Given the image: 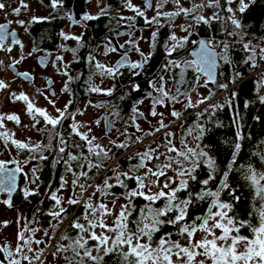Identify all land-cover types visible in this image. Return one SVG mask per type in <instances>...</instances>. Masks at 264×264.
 Masks as SVG:
<instances>
[{
    "label": "snow or ice",
    "instance_id": "6c2138e0",
    "mask_svg": "<svg viewBox=\"0 0 264 264\" xmlns=\"http://www.w3.org/2000/svg\"><path fill=\"white\" fill-rule=\"evenodd\" d=\"M168 0H158L156 6V15L151 19L145 15V10L151 7L150 0H146L145 10H141L139 7L133 6L131 0H125L126 6L129 10L135 13L133 17H120V19H127L130 22H134L136 17H143L146 25H156V30L151 33L150 48L155 49L159 28L163 27L160 24V18H167L170 22L177 16L183 14L185 17L191 16L197 23L210 24L213 20L223 19L218 12H214L212 16L205 17L200 14V10L204 7L220 8V0H201V3H194L191 8H184L180 4V0H173L176 5V11L163 12V6ZM235 0H226L228 5H231ZM251 2V0H249ZM61 3V0H51V7L57 8ZM249 3L246 0H239L237 10L240 13H244L248 8ZM28 6L21 2L19 7L13 9L14 14L19 15L21 9H26ZM6 5L0 3V10H4ZM227 12L232 13L228 20L235 29L240 30L243 25L239 19L235 17V10L232 7L225 9ZM107 9L102 8L100 15H106ZM98 16L85 15L84 20L98 19ZM46 18L33 17L32 22H40V20ZM20 25H24V21H18ZM134 27V23L129 25ZM5 25H0V41L4 37ZM181 30L188 33L190 36L192 33L190 28L192 25L187 27L180 26ZM129 36V40L125 43L135 50L140 55V60L137 62H130L126 56L122 57L116 65L108 67L100 62L95 63V67L99 70L101 75H108L113 79L117 75L121 74V68L127 67L133 76L141 75L142 70L149 63L152 58V52L145 54L139 47V40L144 39H133L132 33H125ZM15 36V33H12ZM229 36H239L240 39L237 41L242 44L243 51L247 54L243 63L249 65L251 69H257L260 67V62H264V47L260 45H253L251 41H244V34L241 32H230ZM64 40L72 39L77 42L80 41V37L68 36L61 33ZM188 36L177 37L173 32L169 35L167 41L164 43V49L166 58L171 57L174 52L182 49L185 44L189 42ZM19 43V41H15ZM199 44L198 52L195 53L197 60H167V63L163 66V71H169L172 69H180V79L175 78V74L172 77V83L174 89L167 88L168 81L165 80L164 75H160V83L157 85L154 79L149 80L150 92L146 96L135 102V106L132 108L133 116L131 117L133 125L136 127L137 132L143 130L136 124L137 119H146L144 113L139 111V105L144 103V99L151 101V110L149 115L156 117L159 115L161 119L158 121V127L153 132L144 133L145 136L152 135L160 132L162 129L168 127L163 121V113L156 111L157 106H166V102L169 104L183 103L185 111L189 108H197L201 104H205L211 99L214 94L210 91V95L197 101H193L190 92L186 90L185 86L187 81L184 79V73L188 68H193L194 71L204 73L208 77L213 76V69L216 67L217 58L222 59L225 64H231L232 61L228 55V49L230 45L226 42L223 43V50L220 53L215 52V48L218 46L214 40L209 41H198L194 42ZM22 47V45H21ZM123 48L124 45H121ZM68 51L69 49H65ZM11 51V49H9ZM75 55L76 49H71ZM110 51L115 52L116 49L113 47ZM105 55L108 54L106 51ZM61 57H57V60H61ZM94 60V57H89V62ZM14 63H19L15 61ZM43 64L44 61L42 60ZM68 76L69 82L73 77L68 75V72L63 73ZM25 79H30L28 73H22ZM199 79V77H197ZM242 79V73L235 71L233 78L230 83H235L237 80ZM208 80L205 81L203 86H207ZM212 82H215L214 80ZM188 87L194 90V86L189 85ZM218 88L227 89L228 84H218ZM8 88V85L3 81H0V90ZM65 91L68 90V84H65ZM88 92L102 93L104 95L111 96L113 88L101 89L100 87L91 84L89 80ZM131 90L137 92L140 90L138 84H132ZM261 90H264V72H260L258 79L256 80V91L261 104H264V95H260ZM237 93H231V98L234 99ZM16 100L24 101L27 105V112L31 115L33 112L38 113L39 116L43 117L46 125H51V129L55 130L58 125L62 124L63 120L69 116L72 117L73 123L70 126L72 134L78 136L81 141L84 142L87 148L88 156H85L81 152L80 156L68 154V159L64 160L66 172H72L74 179L72 180V186L75 190L77 187L80 189L78 194H74L68 198L66 204L68 206L82 205L84 213L82 217H76L70 222L69 227L76 230L77 234L73 238L68 235L67 232L62 234L59 239L61 241L67 240V245L57 243L55 245V252L52 255L55 257L58 253L72 252V257L65 256L68 260V264H107L106 258L116 257V264H264V172L257 171L251 164L240 166L241 174L246 182L254 189V199H259L260 206L256 210L258 215V222L256 224L251 223L250 220H243L235 214V206L233 201L239 202L240 197L235 194V189L229 183V174L236 169L234 165L236 163V156L239 154L241 144L236 142L234 144L235 151L232 155V160L227 165V170L223 172L218 185L213 191L209 185L215 181L218 167L216 159L207 150L208 146H202L201 141L208 131L203 124L199 123L202 117L206 113L214 114L216 110L221 109L224 105L221 104H210L204 109L203 112L196 114L197 123L187 129V134L192 136L194 141H197L195 147H189L188 144L181 140L182 149L175 146L172 140L173 134L166 132V140L163 145H158L157 148H152L150 145L145 148L143 152H137L134 156L129 157V160L136 159L139 162L130 165L128 171H121L120 165L117 164L116 168L111 169L113 175L105 176L103 183L99 185H86L79 183L81 177L89 179V172L93 169L100 171L104 169V162L112 159L110 156V149H105L102 145L95 143L97 137L89 136L91 129L88 132H81L79 129L82 125L75 122V113L68 112V106L72 103L69 101L68 105H65L64 109H57L58 116L51 117L45 110L35 108L34 105L29 102V98L21 93L20 95L13 94ZM183 98V99H182ZM53 103L52 101H49ZM245 108L248 107V102H245ZM79 111V110H78ZM83 114V113H81ZM171 116L176 119L182 118V113L173 109ZM7 119L9 121H15L17 124L20 123L19 118L16 115H0V129L4 128L3 121ZM234 122L237 124L239 129L240 117L236 113ZM35 127V124L32 125ZM217 122V127H220ZM107 127V126H106ZM127 136V131L122 133ZM237 141L241 139L239 130L237 131ZM49 145L42 146L36 144L30 147L28 144L20 142L18 140L11 139V135L8 132H0V139L5 142L11 140L12 145L18 149L28 148L30 151H36L43 149L44 151H53L51 141L58 138L59 147L55 149L58 153V158L54 161L55 164L61 162L62 154L65 153L67 142L64 140L61 133L58 131H50L49 133ZM131 139V137H129ZM143 140L142 136L135 138V143H141ZM116 148H127L129 144L117 143L116 141H110ZM165 148L164 153L159 152V147ZM73 147H82L79 144H74ZM174 154V155H171ZM260 159L264 161V153H258ZM92 156L96 157V161L91 159ZM163 156V159L161 157ZM34 159L36 157H33ZM47 156L43 155V152L39 155V160H46ZM82 161L80 163L81 169L87 164L88 171H81L76 173L73 171L70 162L71 161ZM152 161L156 163L152 164V167H148V164ZM204 166L207 171V178L199 181L201 189L198 192H193L190 188V182L197 180V171ZM107 171V169H104ZM143 170V174H138ZM21 169L18 167L15 172H9L6 169L4 162H0V173L4 174L0 176V192H7L11 196L15 190V173L20 172ZM39 169L34 168L32 170V179L30 184L35 185V188L23 189V196L25 200H28L30 196L39 195V184L36 183L40 178L37 175ZM172 171L174 177H168L167 172ZM151 177L152 179H149ZM161 177L166 179L161 183ZM115 179L116 183L112 184L110 181ZM134 180L135 187L130 188L127 181ZM67 181L61 177L60 187L56 191L51 193H45L47 198L54 201L53 207L43 215L50 217L49 225L53 234L64 223L67 219L69 207H65L63 197L58 193L66 186ZM175 184V187L172 185ZM114 187H120L124 189L121 194L123 199L127 203L120 205L118 213H114L112 208L103 202L93 203L92 197L97 193L103 195H113L111 192ZM155 187L157 190L152 191ZM89 188H93L90 195L85 197V193ZM167 190V191H165ZM186 192V198L181 199L179 197L180 192ZM226 194L230 197L229 200H223L222 195ZM120 197H116L119 199ZM136 198L143 199L146 203L139 209V215L136 219H131L133 212L136 211V206L133 201ZM163 200L164 206L160 208L153 207L157 201ZM208 201L209 206L203 216H197L191 222H188V210L189 207L196 201ZM3 204L9 208L14 207L11 200L5 199L2 201ZM43 203V200L41 201ZM115 201H113V207ZM215 209V211H214ZM41 209L38 207L36 213H40ZM174 214V215H173ZM251 215V214H250ZM114 217L112 224L107 223V217ZM21 219H24L23 228L17 233L16 246L13 249L11 245L5 242L0 246V253L3 254V259L0 260V264H45L42 259L44 256V249H40L39 245L45 244L44 240H34L37 231L41 229L29 227L32 223H39L34 213L33 220H27L23 214L18 216L17 223L19 224ZM83 219L84 223L79 222ZM8 221L0 222V226L7 227ZM134 225V227H133ZM164 225H170L177 228V235L181 237V240H173L172 233L166 232L159 237L154 239L157 233L161 231ZM247 228L250 235H242L241 229ZM99 229V232H97ZM217 230L219 234H217ZM44 236L48 239H54L53 236H49V230L43 229ZM201 233L200 239H195L197 233ZM27 233H31L28 235ZM87 234L86 236L84 234ZM90 241H94L95 244H89ZM35 244L36 249L32 247ZM47 247V245H45ZM31 253V255H29ZM202 257V259H198ZM175 258V259H173Z\"/></svg>",
    "mask_w": 264,
    "mask_h": 264
},
{
    "label": "flooded vegetation",
    "instance_id": "af4514ba",
    "mask_svg": "<svg viewBox=\"0 0 264 264\" xmlns=\"http://www.w3.org/2000/svg\"><path fill=\"white\" fill-rule=\"evenodd\" d=\"M196 1L201 3V0ZM21 2L28 7L26 9L22 8L20 14L16 15L13 9L19 7ZM0 3L6 5L4 10H0V25L6 26L3 40L0 41V81L8 85V88L0 90V115H16L11 111L10 101L5 97L11 87H15L19 91L18 95L23 93L29 98V102L35 108L45 110L54 118L58 116L59 101L63 107L68 105L69 101H72L68 106L69 113L80 112L81 109L84 111L91 106L97 107L93 108L94 114H97L95 123L102 129V137L106 140L116 141L117 143L127 142L129 146L138 145V143L134 142L138 136H142L144 140L163 141L158 133L152 138H150V135H144V133L150 132L149 112L152 106L151 101L144 99V103L139 105V111L144 113L146 119L136 120V124L140 122L147 123L148 128L145 132L139 133L136 131L131 119L133 116L132 108L135 106L136 101L143 99L151 91L149 88V80L151 79H154L159 85V77L164 75L165 80L168 81L167 88L174 89L172 77L175 74V78L179 80L180 69L163 71V66L167 63V60L171 59L193 60L191 52L196 50L198 46V43H194V39L191 44H185L182 49L174 52L171 57L166 58L164 43L173 29H170V25L161 27L158 32L156 47L151 49V33L156 30V27L154 25H146L143 17H136L134 22L120 19V17L135 16V13L126 6L125 0H61L60 5L55 9L51 7V0H0ZM145 3L146 0H131V4L141 10H145ZM150 4L151 7L145 10V15L149 19L152 13V0H150ZM102 8L107 9L106 15H100ZM85 15L98 16L99 18L84 20L83 17ZM33 17L46 19H42L40 22H32ZM188 18L191 19L189 20V25L193 26L190 28L192 32L200 25H195L191 16L184 17V20L188 21ZM18 21H24V25H20ZM132 23H134V27L129 26ZM165 30L166 33H163ZM62 32L68 36H76L81 39L79 42L72 39L64 40L61 36ZM128 32L132 33L133 39L144 38L139 40V47L145 54L152 52L151 60L142 70L141 75L138 76H133L127 67L121 68V74L117 75L115 79L108 75H101L95 67L96 62L112 67L124 56L130 62L140 60L139 53L125 43L129 40V36L125 34ZM12 33H15V36ZM17 40L19 43L15 42ZM121 45H124V47L122 48ZM113 47L116 49L115 52L110 51ZM65 49L69 50L66 51ZM71 49H76L75 55ZM217 50L215 48L218 53ZM106 51L108 52L107 55L104 54ZM90 56H94V60L91 62H89ZM57 57L62 59L57 60ZM42 60L44 61L43 64L41 63ZM15 61H19V63H14ZM219 68L220 60L218 75ZM64 72H68V75L73 77L70 82L68 76L63 74ZM22 73H28L30 79H25L22 75H19ZM95 73L101 79L97 83L98 87L101 89H114L111 96L88 92L89 80L91 75ZM60 76L64 78H60ZM184 79L187 81L186 90L190 92L192 100L194 102L197 101L200 96L202 81H206V78L200 72L194 71L193 68H188L184 73ZM66 83L68 84L67 91L64 90ZM215 83H210L211 85L213 84L212 86H209L208 83L204 87L207 88L209 86L210 89H213ZM132 84H138L140 90L133 92L131 90ZM189 85L194 86V90L188 87ZM92 95L95 97L90 99ZM19 102L22 112L24 109L25 117L31 120L32 129L40 131V134L42 131L44 134L52 130L51 125H46L43 117L39 116L38 113L28 114L26 102L20 100ZM183 111H185V108ZM185 117L186 115L182 119ZM72 120L71 116H69L63 121L68 122L71 126ZM3 124L4 128L0 129V132L6 131L11 135V139L21 140L20 136L13 131L15 128L22 126V123L17 124L15 121L5 119ZM33 124H35V127L32 126ZM174 124L176 123L174 122L172 125ZM168 127L163 130L166 131ZM125 131H127V136L122 135ZM76 139L80 138L76 136ZM38 142L42 146L49 145V140L44 141L42 134L36 143ZM24 153L21 149L12 145L11 140L5 142L0 139V162H4L6 168L19 167L21 169L19 172L18 190L9 197L14 207L9 208L2 203L3 200L8 199L7 194L2 193L0 195V216L8 215V219L13 215L12 212L17 210H21L25 214L26 211L23 208L27 204L29 206L35 204L36 201H32L39 197L45 183L42 181L45 167H39L40 173L37 175L40 179L36 183L39 184L40 194L30 196L28 200L24 199L22 190L26 188V184H30L32 170L36 164L29 158L21 160ZM44 155L48 156L49 151ZM32 186L35 188V185ZM45 197L47 196L45 195L43 199ZM48 226L49 222L47 227H41V229H49ZM5 242L9 243L14 249L17 241L11 242L8 238H0V246ZM40 246L44 247V244ZM35 247L37 248L36 245ZM2 259L3 254L0 253V260Z\"/></svg>",
    "mask_w": 264,
    "mask_h": 264
},
{
    "label": "trees",
    "instance_id": "16d2710c",
    "mask_svg": "<svg viewBox=\"0 0 264 264\" xmlns=\"http://www.w3.org/2000/svg\"><path fill=\"white\" fill-rule=\"evenodd\" d=\"M220 5L221 7L218 13L223 19L213 20L210 24L201 23L200 26L197 29H194L191 32L192 34L190 35L191 39H194L196 42L200 40H214L216 43H220L221 41L220 44H223L222 42H224L226 38L230 37L232 40V44L234 43L231 49L228 50V55L232 63L225 64L223 61L220 63L219 75L214 85L215 88L218 84H228V88H218V90L211 96V99L208 101V103L203 106L201 108V111L199 112H203L204 109L210 104H221L224 105V107L216 110L214 114L206 113L199 121V123L203 124L204 127L208 129L203 139L199 141V143L202 146H208L207 150L217 161L218 171L216 179L209 185V187L213 191L218 185L223 172L227 170L228 163L232 160V155L235 151L234 144L236 142H239L241 144L239 154L236 156V163L233 166L236 170L229 174V183L235 189V194L240 197L238 203L233 201L235 206V214L243 220H250L251 223L256 224L258 222V215L256 210L260 206V201L258 198L254 199V189L249 185L248 182L244 180L239 169L241 165L247 166L251 164L257 171L264 172V161H262L260 159V156L258 155V153H264V104L260 103L256 91V80L258 79L259 73L264 72V62L258 61L260 67H258L257 69H251L249 65L244 64L243 61L247 54L243 51L242 44L237 42L240 37L229 36L228 33L233 31L241 32L242 34H244L245 42L251 41L253 45L258 44L264 47V0H253L249 4L245 12L240 13L237 18L243 25V28L240 30L235 29L231 24V21L227 19V17H229L231 13L225 10L226 0H222V2H220ZM163 33H166V30L163 31ZM235 71H239L242 73V79L237 80L233 84L230 83V81L232 80ZM208 85L212 86L213 84L211 85L209 83ZM233 92L237 93L234 99L231 98V93ZM259 94L264 95V90H261ZM245 102H248L247 108H245L244 106ZM189 113L190 112H187L185 114L186 117L189 116ZM236 113H238L240 117L239 129L237 128V124L234 122ZM217 122H219L222 126L217 127ZM195 123H197L196 116H193L189 120V123H186L185 126H182V129L179 130L178 134L180 136L187 137V129ZM238 130L241 135V139L239 141H237L236 136ZM50 131H58L67 142V147L65 149V153L63 154V158L67 156L68 150L71 149L74 144H79L77 143L76 136L71 133L72 131L68 122L63 121L62 124L58 125L55 130ZM50 131L48 133L45 132L44 134L43 131L41 132L44 137V141L49 140ZM56 144L57 139H53V142L51 143L53 149L52 153L55 152ZM158 144H164V142L160 141ZM193 144L195 147L196 143ZM81 146L82 147L80 148L84 150V145L82 144ZM124 151L125 148L124 150H122L121 148L117 149L116 151L114 150V155H111L112 159H110V161L116 160V163H118L122 169H129L130 165L136 164L139 161L136 159L130 161L128 158H120L122 157L121 153ZM41 167H45L44 173L42 175V181L43 183H45L39 197L32 201H36L32 208L37 209L39 207L41 209L40 213H36L35 210L36 219L39 221L40 227L45 228L47 227L48 222L51 218L43 215V213L47 212L50 200L47 197L43 199V197L45 196L46 192L48 193L50 191L49 193H51L59 184L65 168L64 163L54 164L51 157H49V159L41 161ZM207 174V169L202 165L196 173L197 180L190 182V188L193 192L200 191L201 184L199 183V181L206 179ZM111 192L117 195H121L124 192V189L120 187H114L111 189ZM178 195L181 199H183L186 198L187 193L182 191ZM222 199L227 201L230 199V197H228L226 194H223ZM42 200L43 203H41ZM133 203L136 206V211L133 212L131 219L134 220L139 215V209L143 207L146 202L141 198H136ZM163 206V200L157 201V203L153 205V207L156 208H160ZM208 206L209 202L207 200L196 201L195 203H193L188 210V222H191L197 216H203ZM68 207V222L66 223V221H64V223L61 224L63 227L62 234L67 232L68 235L74 238L77 232L76 230L71 229L69 225L73 219L81 216L82 209L78 210V206ZM27 218L29 219L30 217ZM166 232H171L173 234V240H181V237L177 235V228L170 225H164L161 228V231L156 234L154 239L158 240L159 237ZM241 234L250 235V232L247 228H245L241 229ZM89 244L91 246L94 245L95 242L90 241ZM72 255L73 254L71 251L63 253L64 258L65 256L71 258ZM106 260L107 264H116L115 256L106 258Z\"/></svg>",
    "mask_w": 264,
    "mask_h": 264
},
{
    "label": "rangeland",
    "instance_id": "374dc122",
    "mask_svg": "<svg viewBox=\"0 0 264 264\" xmlns=\"http://www.w3.org/2000/svg\"><path fill=\"white\" fill-rule=\"evenodd\" d=\"M253 0H251L252 2ZM249 2V0H246V3H251ZM157 3H158V0H152V13L150 15V19L152 18V15L155 16L156 15V6H157ZM194 3H198L196 0H180V4L184 7V8H191L193 6ZM238 4H239V0H235V2L231 5H228L226 3V8L227 7H232L234 10H235V17L238 18V16L240 15V12L237 10V7H238ZM176 5L175 3L173 2V0H168L167 3L164 4L163 6V9L162 11L163 12H173V11H176ZM220 11V8H214V7H204L203 9L200 10V14H202L203 16L205 17H210L213 15L214 12H219ZM232 15V13H231ZM184 15L181 14L177 17H175L171 22L167 19V18H164V17H161L160 18V24L163 25V26H167V25H170V29L172 30V33L174 32L177 37H184V36H188V33L187 32H184L181 30V27L180 26H189V20H191L190 18H188L186 20H184ZM192 22L195 24V25H200L201 23H197L196 21H194L192 19ZM154 27H156V25H154ZM161 28V27H160ZM159 28V29H160ZM230 29H231V26H230ZM234 32V31H233ZM230 33V32H229ZM188 40H189V44H191V41L193 39H191L190 36H188ZM195 41V40H194ZM196 42V41H195ZM226 43H228L230 45L229 49H231V47L234 45V43L232 44V40L230 37L226 38L225 41ZM221 43V41H220ZM220 43H217V51L218 53L222 52L223 50V44H220ZM94 57V56H92ZM97 60H99L97 57H96ZM220 60V63L223 61L222 59H219ZM60 78H64V77H61ZM100 77L97 75V73L95 74H92L91 75V79H90V82L91 84H94L96 86L97 83H99L100 81ZM205 84V81H202V87H201V90H200V96L198 99H201V98H204V97H207L210 95V91L212 93H215L217 90H218V87L216 88H213V89H210L209 87H204L203 85ZM213 90V91H212ZM18 89L15 88V87H11V89L9 90V92H7V94L5 95L6 99H8L10 101V105H11V111L16 114V116L19 118V121L20 123H22V126L18 127V128H15L14 129V133H17L23 143H26L28 144L30 147H33L36 145V144H39L36 143L37 140L40 138L41 134H40V131H37V130H34L31 128V120L29 118H26L25 115H24V109H23V112H22V107H21V104L19 102V100H16L15 97L13 96V94L17 95L18 96ZM95 96L92 95L90 96V99H93ZM95 100H97V98H95ZM65 102V101H64ZM59 105H58V109H61L63 110L64 107L62 105V103L59 101L58 102ZM66 103V102H65ZM208 103V101L205 103V104H201L199 105V107L197 108H189L188 111H183L184 110V106L182 103H175V104H169L166 102V106H157L156 108V111L158 113H163V121L166 125H171L170 127H168V129H166V131H164L163 129L158 132V134L161 136V139H163V142H165L166 140V136H165V133L166 132H171L173 134L172 136V140H173V143L175 144V146L179 149H182V145H181V140H184L189 147H194V144L193 143H197V141H194L192 136H189L187 134V137L185 136H180L178 134L179 130L182 129V126L186 123H189V120L193 117V116H196L195 114L199 111H201V108L203 106H205L206 104ZM93 108H97V107H93L91 106L90 108H87L85 109L84 111H81L80 112H76L75 114V122L79 123L80 125H82L80 127V131L81 132H88V129L90 128L91 129V132L89 133V136H95L97 137V140L95 141V143H98L100 145H102L105 149H110V156L114 155V150L116 151L117 149L119 148H116L112 143H110L109 140H106L105 138L102 137V129L100 128V126H98L96 123H95V118L97 117V114H94L93 112ZM175 109L176 111H179L182 113V117H184V115L187 113V112H190L187 116L188 117H185L184 119H176L174 117L171 116V111ZM196 109V110H194ZM83 113V114H81ZM147 113V112H146ZM72 118V117H71ZM161 119V117L159 115H157L156 117H152L150 116V132H153L152 129H155L156 127H158V121ZM74 121L72 120V123ZM176 123L174 125H172L173 123ZM139 127L143 130L142 132H145L146 129L148 128V125L147 123H142L140 122L139 124ZM158 125V126H157ZM154 127V128H152ZM142 132H139V133H142ZM72 133V132H71ZM157 133H155L156 135ZM154 135V136H155ZM164 136V138H163ZM23 137H24V140H23ZM153 136L150 135V138H152ZM160 141H149L148 139L147 140H142L141 143H138L133 145V146H129L127 148H125V151L121 153V156L120 158H128L129 157H132L134 156L137 152H143L145 150V148H147L149 145L152 147V148H157L158 145H163V144H158ZM77 143H79V145H84V150H82L80 147H72L71 149L68 150L67 152V156H65L63 158V154H62V159H61V162L60 163H63L64 160H67L68 159V154L71 153L73 155H76V156H80L81 155V152H83V154L85 156H88V152H87V148H86V145L84 144L83 141H81L80 139H77ZM81 143V144H80ZM59 147V143L57 141V144H56V149ZM66 149V148H65ZM122 150H124V148H121ZM21 151L25 152L23 154V156L21 157V160H24L25 158H29L31 160H33L36 164L34 166V168H39L41 167V163H40V160H39V155L41 154V152H43V155L44 154H47V151H44L43 149H39V150H36V151H30L28 148H25V149H21ZM159 152L160 153H164L165 152V148L163 146L159 147ZM171 155H174V154H171ZM38 156V158H37ZM33 157H36L35 159ZM47 157H51L53 163L54 161L58 158V153L55 151L54 153H52V151H49V155ZM119 158V159H120ZM91 159L93 161H96V157L95 156H92ZM161 159H163V156L161 157ZM82 161H71L70 164H71V167L73 169L74 172L76 173H79L81 171H88L87 169V164L85 163V167L83 169H81L80 167V163ZM153 163H156V161H152L151 163L148 164V167H152V164ZM55 164V163H54ZM118 163H116V160L114 161H110V160H107L104 162V169H107V171H105L104 169L100 170V171H97L95 169H93V172H89V179H85L83 177L80 178L79 180V183L81 184H90V185H99V184H102L103 183V180L105 178V176H112L113 173L111 171V169L113 168H116ZM64 168H65V164H64ZM120 170L121 171H128V169H125V168H121L120 167ZM37 174H39V171L37 172ZM138 174H143V170H141L140 173ZM167 176L168 177H174V173L172 171H168L167 172ZM62 177L67 181V184L66 186L58 193V195L62 196L63 197V200L65 201L64 203V206L65 207H68V205L66 204V201L68 198L72 197L74 194H78L80 192V189L77 187L75 190L73 189V186H72V180L74 179L73 177V174L72 172H66V170H64V173L62 175ZM149 179H152L151 177H149ZM166 178L165 177H161V183L165 180ZM60 183H61V179H60V182L59 184L54 188L53 191H56L59 187H60ZM110 183L112 184H115L116 181L115 179H112L110 181ZM127 184L129 185L130 188H134L136 185H135V181L134 180H129L127 181ZM176 185L173 184L172 187H175ZM26 188H34L31 184H26ZM157 189L155 187L152 188V191H156ZM93 191V188H89L88 191L85 193V197H87L88 195H90ZM167 191V190H165ZM116 197H120L119 199H116ZM113 201H115V206L113 207ZM92 202L93 203H99V202H103L105 204H107L109 206V208H112L113 209V212L114 213H118L119 210H120V205L122 204H125L127 203V201H125L123 199V196L121 195H117L115 194V196L113 195H101L100 193H97L95 196L92 197ZM53 204H54V201H51L50 200V203L48 205L49 207V210L52 209L53 207ZM33 206H29L28 204L23 208V210L26 211V213L24 214L21 210H17V211H14L12 212V216L10 219H8V215H5V216H0V222H4V221H8V225L7 227H2L0 226V238H8L11 242H15L17 241V233L23 228L24 226V219H21L20 223L18 224L17 223V219H18V216H20L21 214H23V216L31 221L33 220V215L35 213V208L33 209L32 208ZM75 207V206H74ZM77 207V206H76ZM79 209H82V214L80 217H82L83 215V206L82 205H78V210ZM28 213H29V216H28ZM36 215V214H35ZM71 216V214H70ZM69 216V218H70ZM27 217H30L29 219ZM67 219H68V215H67ZM67 219H65L66 223L68 222ZM114 219V217H107V223L109 225L112 224V220ZM79 222L81 223H84L83 219H81ZM10 225V226H9ZM29 227H32V228H37V229H41L39 223H32L29 225ZM62 225H60L59 229L53 234V232L51 231V228L49 227V236H53L54 235V239H48L47 237L44 236V232L43 230L41 229V231H37L35 236L33 237L34 240H44L45 241V244H44V247L42 248L41 246L39 247L40 249H44L45 252H44V258L42 257V259L45 261V264H68V261L64 258L63 256V252L61 253H58L55 257L52 255L53 252H55V245L57 243L59 244H63V245H67L69 242L68 241H61L59 239V237L62 235ZM97 232H99V229H97ZM28 235H30L31 233H27ZM217 234H219V231L217 230ZM85 236L87 235L86 233L84 234ZM202 236L201 233H197L196 236H195V239H200ZM43 245V244H42ZM47 245V247L45 246ZM32 247L35 249V244L32 245ZM29 255H31V253H29ZM175 259V258H173ZM198 259H202V257L198 258ZM26 264V262H25ZM210 264V262H209Z\"/></svg>",
    "mask_w": 264,
    "mask_h": 264
},
{
    "label": "water",
    "instance_id": "95a60500",
    "mask_svg": "<svg viewBox=\"0 0 264 264\" xmlns=\"http://www.w3.org/2000/svg\"><path fill=\"white\" fill-rule=\"evenodd\" d=\"M201 41V40H200ZM198 49H199V44H198V46H197V48H196V50H194V51H192L191 52V57L193 58V60H197V56L195 55V53H197L198 52ZM216 52V51H215ZM217 53V52H216ZM218 65H219V60H218V58H217V60H216V67L212 70L213 71V76L210 78V77H208L206 74H204V73H200L203 77H205L206 78V80H208L209 82L208 83H215L216 82V80H217V77H218ZM20 75V74H19ZM215 81V82H212V81ZM7 169V171H9V172H15V167L14 168H6ZM4 174H2V173H0V176H3ZM18 182H19V172H16L15 173V185H16V187H15V190L12 192V194H11V196L18 190ZM2 193H5V194H7V192H0V195L2 194ZM8 195V194H7ZM11 196H9L8 195V199H9V197H11Z\"/></svg>",
    "mask_w": 264,
    "mask_h": 264
}]
</instances>
